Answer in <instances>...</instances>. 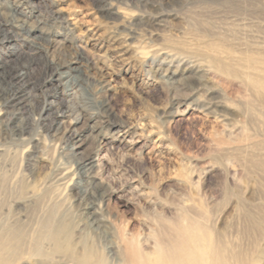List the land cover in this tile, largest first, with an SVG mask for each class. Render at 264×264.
Here are the masks:
<instances>
[{
  "label": "rangeland",
  "instance_id": "rangeland-1",
  "mask_svg": "<svg viewBox=\"0 0 264 264\" xmlns=\"http://www.w3.org/2000/svg\"><path fill=\"white\" fill-rule=\"evenodd\" d=\"M0 20V223L61 217L121 264L123 237L150 253L186 213L264 264V0H0Z\"/></svg>",
  "mask_w": 264,
  "mask_h": 264
},
{
  "label": "bare ground",
  "instance_id": "bare-ground-1",
  "mask_svg": "<svg viewBox=\"0 0 264 264\" xmlns=\"http://www.w3.org/2000/svg\"><path fill=\"white\" fill-rule=\"evenodd\" d=\"M16 19L17 18L15 17L13 21L15 22ZM21 26L26 32V27L24 25ZM57 65L62 66L63 64L57 63ZM5 66V64L4 66L0 65V85L3 83L5 84V82L12 77V72ZM24 76L25 73L18 75L17 77L23 78ZM75 120L76 119L74 118V121ZM70 124L71 123H69V125ZM67 135L70 136L69 131L67 132ZM94 202L95 201L93 200V203L91 202V204L88 206L89 209L92 210L94 208ZM94 211H91V215ZM92 218L93 221L96 220L94 213ZM156 222H158L157 225L160 235L157 236L155 243L156 247L154 250L150 253L145 252L143 249V244L137 239L135 235H132L128 238L123 237V248L121 250L123 263L121 264L246 263L244 259L235 258L234 255H225L226 251L224 252V250H221L220 248V250H213L210 247L211 243L208 244L205 239L203 240L200 228L195 227L194 224L197 223V221L192 220L187 216L186 213H182L179 217L173 218L172 221H169V219L164 220L162 218H157ZM67 225L68 224L63 222L61 217H55L53 215H50L45 221L42 222L39 230H36L32 233L28 232L26 229V224L23 222H16L11 225L0 223V264H30L31 262L33 264H107L105 261H99L97 263L93 262V250L88 246H84L82 249L79 248L80 251H75L72 249L73 244L71 242V233L67 232ZM42 231H45L46 234L42 233Z\"/></svg>",
  "mask_w": 264,
  "mask_h": 264
}]
</instances>
